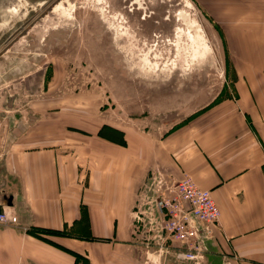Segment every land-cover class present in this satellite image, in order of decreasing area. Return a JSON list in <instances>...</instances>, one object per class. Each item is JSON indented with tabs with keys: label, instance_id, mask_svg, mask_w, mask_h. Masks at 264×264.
<instances>
[{
	"label": "crops",
	"instance_id": "1",
	"mask_svg": "<svg viewBox=\"0 0 264 264\" xmlns=\"http://www.w3.org/2000/svg\"><path fill=\"white\" fill-rule=\"evenodd\" d=\"M260 29L241 38L264 56ZM232 88L233 96L194 111L185 98L175 115L153 118L150 130L137 133L101 125L95 112L80 127L56 111L8 138L0 212L17 224L0 226V264H146L144 225L132 213L149 177L184 175L219 209L210 250L232 264H264V81L252 76Z\"/></svg>",
	"mask_w": 264,
	"mask_h": 264
},
{
	"label": "rangeland",
	"instance_id": "2",
	"mask_svg": "<svg viewBox=\"0 0 264 264\" xmlns=\"http://www.w3.org/2000/svg\"><path fill=\"white\" fill-rule=\"evenodd\" d=\"M47 1L0 0V153L56 111L80 127L95 112L137 133L185 98L194 111L236 94L234 80L264 81V56L241 38L264 27V0H64L43 18ZM159 180L149 177L131 216L144 225L146 264H192L176 261L181 244L159 231L171 184ZM216 254L198 264H232Z\"/></svg>",
	"mask_w": 264,
	"mask_h": 264
},
{
	"label": "built area",
	"instance_id": "3",
	"mask_svg": "<svg viewBox=\"0 0 264 264\" xmlns=\"http://www.w3.org/2000/svg\"><path fill=\"white\" fill-rule=\"evenodd\" d=\"M158 183L164 182L159 180ZM166 190L158 206L163 215L161 231L170 240L181 244L173 251L176 261L198 264L206 255L205 243L212 242L213 230L220 217L219 209L211 193L199 189L187 175L171 181ZM15 224V215L7 210L0 212V226Z\"/></svg>",
	"mask_w": 264,
	"mask_h": 264
},
{
	"label": "flooded vegetation",
	"instance_id": "4",
	"mask_svg": "<svg viewBox=\"0 0 264 264\" xmlns=\"http://www.w3.org/2000/svg\"><path fill=\"white\" fill-rule=\"evenodd\" d=\"M48 2L49 1H47L46 5H45L46 8H45V12L43 13V18L46 17L47 14H51V13L55 12L56 7L59 6L60 4L64 3V0H54L50 5Z\"/></svg>",
	"mask_w": 264,
	"mask_h": 264
},
{
	"label": "trees",
	"instance_id": "5",
	"mask_svg": "<svg viewBox=\"0 0 264 264\" xmlns=\"http://www.w3.org/2000/svg\"><path fill=\"white\" fill-rule=\"evenodd\" d=\"M36 232L38 233H41V234H53V235H58L60 234V232H57V231H52V230H35Z\"/></svg>",
	"mask_w": 264,
	"mask_h": 264
},
{
	"label": "water",
	"instance_id": "6",
	"mask_svg": "<svg viewBox=\"0 0 264 264\" xmlns=\"http://www.w3.org/2000/svg\"><path fill=\"white\" fill-rule=\"evenodd\" d=\"M211 244H212L211 241H208V242L205 243V247L207 248V249H206V254H207L209 251H211V250H210V246H211Z\"/></svg>",
	"mask_w": 264,
	"mask_h": 264
},
{
	"label": "bare ground",
	"instance_id": "7",
	"mask_svg": "<svg viewBox=\"0 0 264 264\" xmlns=\"http://www.w3.org/2000/svg\"><path fill=\"white\" fill-rule=\"evenodd\" d=\"M172 7H173V6H172ZM180 17H181V16H180ZM180 17H179V19L183 20L184 22L187 21L185 18L182 19V17H181V18H180ZM187 22H188V21H187ZM181 23H182V22H181ZM182 24H183V23H182ZM189 24H190V23H189Z\"/></svg>",
	"mask_w": 264,
	"mask_h": 264
}]
</instances>
